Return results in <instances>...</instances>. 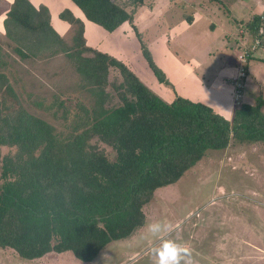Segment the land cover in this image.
I'll return each mask as SVG.
<instances>
[{
  "label": "trees",
  "instance_id": "obj_1",
  "mask_svg": "<svg viewBox=\"0 0 264 264\" xmlns=\"http://www.w3.org/2000/svg\"><path fill=\"white\" fill-rule=\"evenodd\" d=\"M71 1L109 32L133 23L137 8L145 4ZM7 16V35L19 43L16 51L22 58L40 54L32 41L57 44L54 53L66 54L81 77L80 86L93 97L91 105L79 107L81 114L63 136L23 106L8 75L0 71V248L19 258L30 261L70 252V258L93 262L110 243L142 229L156 191L178 182L208 150L264 147L262 96L255 103H238L232 119L181 95L168 101L124 61L89 46L82 19L70 9L59 17L78 26L72 45L52 28L45 4L14 0ZM244 27L264 41V15L251 16ZM141 40L149 67L173 88ZM255 54L248 56L247 72ZM112 71L119 76L111 81ZM109 85L116 92L108 91ZM65 102L61 99L59 106Z\"/></svg>",
  "mask_w": 264,
  "mask_h": 264
},
{
  "label": "rangeland",
  "instance_id": "obj_2",
  "mask_svg": "<svg viewBox=\"0 0 264 264\" xmlns=\"http://www.w3.org/2000/svg\"><path fill=\"white\" fill-rule=\"evenodd\" d=\"M30 1L49 8L52 28L72 45L78 26L59 17L62 10L70 9L64 0ZM68 1L80 13L70 9L74 15L90 21ZM117 1L130 4V0ZM13 2L0 0V71L8 75L28 111L66 136L75 115L81 114L79 107L91 105L93 97L80 86L81 77L66 54L54 53L59 49L57 44L32 41L40 54L25 59L17 53L20 45L7 35L5 27ZM254 14L264 15V0H145L137 8L133 23L125 22L113 32L91 22L99 30L91 28L88 36L98 43L88 44L84 20L83 34L89 46L124 61L154 92L168 99L187 95L213 108L210 104L216 92L217 96L225 92L221 86L229 70L239 67L243 45L253 39L244 26ZM241 28L245 29L243 36ZM141 38L155 61L163 60V66L170 68L171 79L177 77L173 84L165 72L173 88L161 83L149 67ZM258 53L264 56V51ZM250 66L243 93L248 102L255 103L258 96L264 99V61L254 60ZM118 76L112 71L109 78L112 81ZM234 81H238L237 76L231 81L233 96ZM107 90L116 92L112 85ZM61 99L66 101L64 107L59 106ZM233 99L235 107L239 98ZM112 101L118 103L117 96ZM146 208L144 227L131 238L110 243L93 262L70 258V252L27 261L0 248V264H155L150 250L163 240L186 244L191 249V264H264V147L231 145L226 150H208L178 182L159 188ZM154 221L166 222L159 239L148 233V225Z\"/></svg>",
  "mask_w": 264,
  "mask_h": 264
},
{
  "label": "crops",
  "instance_id": "obj_3",
  "mask_svg": "<svg viewBox=\"0 0 264 264\" xmlns=\"http://www.w3.org/2000/svg\"><path fill=\"white\" fill-rule=\"evenodd\" d=\"M60 1V0H59ZM63 1V0H62ZM64 2V5L66 6V7H69L70 9H72V11L73 12H75V14H80L79 13V11L77 10V8L76 7H74L68 0H64L63 1ZM33 3V2H32ZM34 4V3H33ZM36 7H38L37 5H35ZM40 6V5H39ZM77 6V5H76ZM78 7V6H77ZM61 11V10H60ZM59 11V12H60ZM255 15V14H254ZM77 16H79L82 20H84V22H85V36H86V38H87V42H88V44H90L91 42L92 43H98L97 41L98 40H96V41H92L91 40V38H89V36H88V33L90 32V30H92V29H94V30H96V31H98L99 29V27H95L94 25H92L91 24V21H87V20H85V19H83V17L81 16V15H77ZM251 16H253V15H251ZM193 22H194V19H193ZM192 22V23H193ZM63 24V26H65V23H62ZM87 28H89V30H87ZM92 28V29H91ZM98 29V30H97ZM244 28H241V30H240V32L241 33H243L244 31ZM243 31V32H242ZM105 35V33L102 31V35ZM91 37H94L93 35L91 36ZM96 38V37H95ZM103 42L101 41V44H102ZM259 51H257L256 52V58L255 59H252L251 61H250V63H249V68H250V72H251V63L252 62H254V60H261V61H264V56H262V54L260 55V53H262V52H260V53H258ZM157 63L165 70V72L167 73V75H168V77L170 78V80L172 81V83L174 84V83H176L177 82V77H173L172 79H171V75H170V68H165L164 66H163V60H162V62H159V61H157ZM235 69H238L237 68V66L235 67V68H232V69H230L229 70V74H228V76L224 79V85L223 86H221V88H224V90H225V92H224V94L221 96V94L219 95V96H217V94H218V92H216V95L213 97V100L211 101L213 104H210L211 106H213V108L216 110V112H218V113H220V114H222L223 116H225L226 118H228V119H231L232 118V116H233V112H234V109H235V107H234V99H233V97H235V95L233 96V92L231 91V87H232V85H231V81H233V79H234V77L237 75V71L235 70ZM259 69H260V65H259ZM258 69V70H259ZM234 71H235V73H234ZM249 76H250V74H249ZM219 80V79H218ZM219 81H222L221 79L219 80ZM260 86H262L261 84H260ZM225 87H228V89L227 88H225ZM218 88H219V86H218ZM231 92H232V94H231ZM179 95H181V96H183V97H186V98H188L187 97V95H183V94H179ZM161 96H163V94L161 95ZM221 96V97H220ZM166 100H168V101H171V100H173L175 97H173V98H166L165 96H163ZM189 99H191V100H193L194 98H189ZM245 94H243L242 95V98H241V100H240V102H242V101H247V99H245ZM194 100H196V99H194ZM248 102V101H247Z\"/></svg>",
  "mask_w": 264,
  "mask_h": 264
},
{
  "label": "clouds",
  "instance_id": "obj_4",
  "mask_svg": "<svg viewBox=\"0 0 264 264\" xmlns=\"http://www.w3.org/2000/svg\"><path fill=\"white\" fill-rule=\"evenodd\" d=\"M165 230V221H154L148 225V233L155 239H159ZM150 251L155 264H191V249L174 240H163Z\"/></svg>",
  "mask_w": 264,
  "mask_h": 264
},
{
  "label": "built area",
  "instance_id": "obj_5",
  "mask_svg": "<svg viewBox=\"0 0 264 264\" xmlns=\"http://www.w3.org/2000/svg\"><path fill=\"white\" fill-rule=\"evenodd\" d=\"M243 53L241 54L239 58V67H238V74L236 75L238 77V81H234L235 84V97L239 98L238 102L240 103V100L243 95V89L245 87L244 81L247 78L248 72L246 65L248 63V56L251 54V52H257V51H264V41H262L260 38H254L252 39L251 43L249 45H243Z\"/></svg>",
  "mask_w": 264,
  "mask_h": 264
}]
</instances>
